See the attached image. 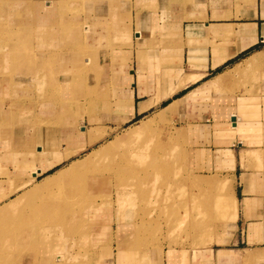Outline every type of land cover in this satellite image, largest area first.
Returning a JSON list of instances; mask_svg holds the SVG:
<instances>
[{
	"label": "crops",
	"instance_id": "1",
	"mask_svg": "<svg viewBox=\"0 0 264 264\" xmlns=\"http://www.w3.org/2000/svg\"><path fill=\"white\" fill-rule=\"evenodd\" d=\"M130 3L125 11L107 6V17L96 29L89 22L83 25L85 52L83 34L77 31L74 43L50 47L66 53L53 60L56 66L45 67L54 71L49 80L46 73L33 75V55L24 71L12 57L7 64L14 65L13 71L7 64L2 71L0 62V208L8 206L0 220L3 215L17 220L18 209L30 198L64 187L109 157L113 149L93 154L105 144L118 140L115 149L136 143L144 132L138 130L140 124L167 108L175 137L185 147V200L180 203L184 211L170 218L165 231L178 237L180 223L184 235L179 236L187 242L166 239L145 247L135 223L119 221V209L134 206L131 196L127 200L129 187H107V194L102 193L98 183L106 176L90 173L81 178L80 213L63 220L75 231L52 226V233L17 235L6 256L15 262L24 256L21 264H264V0ZM45 54L46 59L51 56L43 51V62ZM72 62L87 71L68 73L69 85L64 69ZM38 82L52 87H38ZM58 85L72 88L65 89L69 102L52 90ZM168 170L165 202L170 200L174 208L177 167ZM60 172L62 177L49 189L18 201L19 195ZM151 175L155 177L139 181L146 186L143 190L160 196L164 182L156 171ZM104 194L110 198L99 202L97 197ZM225 198L231 200V210ZM36 215L41 220L28 218L27 212L24 220L51 222L50 210ZM82 246L88 251L83 253Z\"/></svg>",
	"mask_w": 264,
	"mask_h": 264
},
{
	"label": "rangeland",
	"instance_id": "2",
	"mask_svg": "<svg viewBox=\"0 0 264 264\" xmlns=\"http://www.w3.org/2000/svg\"><path fill=\"white\" fill-rule=\"evenodd\" d=\"M130 2L131 0H0V57L2 58V60L0 59V62L3 66L2 71L6 70L5 65L7 64V61L9 62L10 57H12V61L17 63V68L23 65V68L18 70H25L26 65L29 64L26 61L27 58L29 55H33L35 61L33 59L34 65L32 64L33 66H31V70L36 77L38 75V68L43 69L41 67L44 66L43 61L41 60V53L47 50L48 55L50 54L51 57H55L57 60L60 54L66 52H59V49L57 51H52L50 47L54 44L62 47V45L74 43L77 36H79L78 33L76 36V31L83 34V44L85 45H82L81 49L85 52L88 46L86 42L87 36L84 33L83 25L89 22L91 29H96V27H98L97 24L100 23L101 20L105 21V18L107 17V13L109 12L107 6L113 8V6L117 5L121 11H125V8L131 5ZM26 33L27 35L29 34L28 37L26 36ZM32 40H34V42ZM32 45L34 47H32ZM72 52L73 51H69L68 53ZM31 61L32 60H30V64L32 63ZM48 63L56 66L53 61L46 59L45 67ZM11 66L14 65L7 64L6 67L10 70ZM13 70L14 68L11 67V71ZM75 70L79 73H85L87 68L79 67V65H76L74 62H72L70 67H66L64 71L68 76L67 83L69 85L72 81L69 79L68 73L73 74ZM53 72L54 71H51V68L49 71H46L45 79L47 78L49 80V77L53 75ZM66 78L67 77L65 76V79ZM22 82L25 83V80ZM22 85H24L23 87L25 88L26 85ZM46 86L50 88L52 87L51 84H46ZM65 89H60V85L55 89L52 88V90L58 94L57 96L61 94L60 100L62 102H69V90L65 91ZM36 90L37 88L35 87V94L37 92ZM70 91H73L72 88ZM62 92L67 95V98L63 96ZM40 94L41 92L39 93L40 98L48 100V95L40 96ZM167 118H169V116L161 119V114H156L151 119L158 121L152 122L150 127L144 131L143 134L135 138V141H137L136 143H126L115 149L113 147V155L111 153L109 157L106 155L99 159L94 167L89 168L84 172L85 174H82L81 176L76 175L69 179L64 187L54 186L50 191H46L37 197L30 198L28 204H24L18 209L19 216L17 220L8 221L6 219H8L9 216L3 215L0 220L3 222H0V245L2 244L0 246V264H21L22 261L24 262V256L21 261L18 260L16 262L14 260L12 261V259L9 260L8 256H6L10 249L9 244L11 238H16L18 237L17 235L31 233L34 230L36 233L38 231L42 234H46L47 231L51 233L53 231L52 226H54V228L65 226L67 232L76 230L73 224H66L63 220L69 219L68 216L80 213L79 203L82 199V197L80 198L81 178L84 179L90 173H97L98 175L106 176V179L100 180V184L98 183L99 188L103 190L102 193L107 194L105 191L107 187L111 189L115 188L117 191H123L124 188L129 187L127 188L129 189V192L128 194L126 193V196L128 195L127 200L128 197L130 199L131 196V202L134 206L127 207L126 209H119L121 214L119 215V221H130V224L135 223L136 236L138 235L137 237H142L140 241H138L145 243V247L153 245L155 242L161 243L167 241L166 239L169 240V243L172 241L173 244L187 242L186 239H182L179 236L184 235L182 230L183 226H181L180 223L177 224V226L175 224L176 230L174 229L178 237L174 239L170 238L165 231V228H169L168 223L170 218L176 216V214L180 216L181 212L184 211V207H180V203L185 200L184 143L181 142L179 138L175 137L176 129L174 128V124L171 119ZM109 144H105L99 150L105 149ZM111 150L109 152H111ZM170 155L172 158L169 157ZM88 157L86 158L85 163H88ZM79 163L78 166H80ZM171 165L177 167L178 173L177 189L174 193L176 196L173 198L175 201L174 203H177V205H174V208H171L170 200L165 202V196L167 193V185L165 184L167 183L164 181L169 179L168 168ZM164 167H166V170H161V168ZM154 171L160 174L161 181L164 180L160 191L162 195L160 192H157L161 197H155V194L149 189L143 190L146 186L139 181L140 179L145 178L148 180L149 178L151 179L152 177H155L154 175H151ZM165 176L168 177L166 178ZM170 178L172 179V176ZM129 179L132 180L131 184L135 191L133 188L131 189ZM36 188L30 195L37 194L50 187L43 188L42 190H37ZM21 196L22 194L18 196V201ZM97 198L99 202H105L110 198V195L104 198ZM25 199H27V196L20 201ZM230 201L231 200H229V205L227 206L228 210H231L232 203ZM61 203H64L65 206H56ZM48 204L53 207H45V205ZM176 208L178 209L175 210ZM42 210H50L51 216L49 220H51V222L32 223L31 221L24 220L26 212L29 214L28 218L31 217V219L41 220V218H39L40 216L36 215V212H41ZM123 212H126L127 215L122 216ZM21 214L23 215L21 216ZM77 230L82 231V226L78 225ZM163 236L165 237L163 238ZM23 242L26 241L23 240ZM87 249V246H82L81 248V250H84L85 252L88 251ZM25 251L26 250H19L18 253L23 254ZM170 255L169 251V256ZM4 260L5 262H2ZM58 260L61 261V259ZM29 262L31 263V260Z\"/></svg>",
	"mask_w": 264,
	"mask_h": 264
},
{
	"label": "bare ground",
	"instance_id": "3",
	"mask_svg": "<svg viewBox=\"0 0 264 264\" xmlns=\"http://www.w3.org/2000/svg\"><path fill=\"white\" fill-rule=\"evenodd\" d=\"M46 55V54H45ZM43 56V55H42ZM36 57H38V56H36ZM45 57V59H46V56H44ZM43 57V58H44ZM45 59H44V62H43V64H44V66L43 67H41V68H43V69H40V68H38V70H37V73H38V75L36 76V77H43V75L46 73V71L47 70H45ZM55 59V57H48V60L49 61H53ZM34 60H35V58H34ZM42 63V62H41ZM50 66H53V65H51L50 63H48ZM47 64V65H48ZM26 68V67H25ZM47 68V67H46ZM52 68V67H51ZM31 70V69H30ZM24 71V70H23ZM32 71V70H31ZM49 71V70H48ZM52 71V70H51ZM48 73V72H47ZM43 82V81H42ZM42 82L41 83H39L38 82V84H40V87L42 88V86H44L43 88H45L46 87V84L44 83V84H42ZM38 87H39V85H37ZM46 91V90H45ZM41 95H45V92H41V94H40V96ZM160 114H161V119H164L165 117H168V116H170V111L167 109V108H164L163 110H161L160 112H159ZM159 120H160V118H158ZM156 120L155 119H148V120H146V121H144V122H142L141 124H140V126H139V128H138V130L140 131H146L149 127H150V125L152 124V122H155ZM118 141V140H117ZM117 141L115 140V141H113V142H110V144L105 148V149H102V150H99V151H96V152H93V154H97V155H100V154H104V153H106L107 151H110L116 144H117ZM93 154H91V156H89L88 157V159L90 160L91 158H92V155ZM74 167H77V164L75 163V164H73V165H71V169H73ZM202 174V173H201ZM204 175V174H203ZM213 175V174H212ZM169 176V175H168ZM167 176V177H168ZM208 176H209V174H208ZM62 177V172H60V173H58L57 175H53V176H49L48 178H46L42 183H40V184H38V185H35L33 188H31L30 190H28V191H26V192H24V194H22V196L20 197V199H19V201L20 200H22L24 197H26V196H29L30 194H32L33 193V191H34V189L36 188L37 190H42L43 188H49V187H51L53 184H55L60 178ZM166 177V176H165ZM166 177V178H167ZM182 177V176H181ZM169 178V177H168ZM164 181V180H163ZM185 181V180H184ZM212 181V180H211ZM211 183V182H210ZM194 194V193H193ZM197 194V193H196ZM222 196V195H221ZM224 196V195H223ZM219 197V196H218ZM217 197V198H218ZM199 198V197H198ZM196 199V198H195ZM203 199H205V198H203ZM209 199V198H208ZM236 199V198H235ZM206 200V199H205ZM221 202V201H220ZM231 202V201H230ZM198 204V203H197ZM199 205H201V204H199ZM225 205H226V207L229 205V199H227V198H225ZM215 206H217V205H215ZM170 207V206H169ZM208 208V207H207ZM212 208V207H211ZM217 208V207H216ZM178 208H176L175 210H177ZM218 209V208H217ZM225 209V208H224ZM6 212H8V206H5V208L4 207H1L0 208V213H6ZM196 213V212H195ZM204 213V212H203ZM211 213V212H210ZM168 214V213H167ZM176 214V213H175ZM171 215V214H170ZM177 215V214H176ZM191 215V214H190ZM200 215H201V213H200ZM200 215H199V217H200ZM203 215V214H202ZM149 217V216H148ZM206 217V216H205ZM209 217H210V215H209ZM176 218V217H175ZM174 218V219H175ZM180 218V217H179ZM179 218H177L178 220H180ZM183 218V217H182ZM192 219V218H191ZM201 219H203V217L201 218ZM198 221H200V220H198ZM211 221H212V219H211ZM210 223V222H209ZM175 224H176V222H175ZM201 224V223H200ZM196 225V224H195ZM134 228V227H133ZM209 229V228H208ZM53 232V231H52ZM51 232V233H52ZM138 232V231H137ZM194 233H196V232H194ZM211 233V232H210ZM209 233V234H210ZM208 234V233H207ZM25 235V234H24ZM201 235H202V233H201ZM138 236V235H137ZM199 236V235H198ZM30 237V236H29ZM195 237V236H194ZM196 240V239H195ZM201 240V239H200ZM199 241V240H198ZM197 241V242H198Z\"/></svg>",
	"mask_w": 264,
	"mask_h": 264
}]
</instances>
